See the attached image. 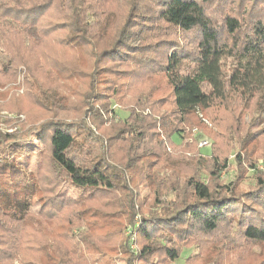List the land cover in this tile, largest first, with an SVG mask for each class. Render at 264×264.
<instances>
[{"label": "rangeland", "instance_id": "obj_1", "mask_svg": "<svg viewBox=\"0 0 264 264\" xmlns=\"http://www.w3.org/2000/svg\"><path fill=\"white\" fill-rule=\"evenodd\" d=\"M45 1L53 4L46 11L41 8ZM71 1L0 0L2 5L18 2L29 7L28 11L9 9L0 14V132H19L22 136L12 140L13 148L22 154L17 160L28 157L30 162L23 165L19 161L13 174L0 170V196L3 189H16L15 196L3 195V202L11 205L25 194V181L32 187L28 217H11L14 211L0 206V263L264 264V242L248 239L244 233L247 222L236 215L228 216L213 231L182 236L167 234L163 227L149 226L151 235H159L155 236L159 239L149 242L155 250L147 259L140 255L143 236L137 231L138 226L144 227L143 222H157L164 218L160 215L171 212L175 200L180 201L172 186L187 192L185 182L193 169L199 170L198 177L209 181L213 158L216 167L222 168L216 180L213 178L216 184L235 183L237 194L260 188L256 172L264 173L263 91L251 100L244 94L228 92L211 107L197 108L178 127L184 142L176 134L173 140L178 146L171 145L167 131H172L175 124L173 102L162 66L168 47L165 43L182 44L185 35L159 33L162 36L157 40L169 41L157 49L156 40H145L148 36L142 21L125 25L131 16V4H141L147 12L154 11L151 2L110 0L112 7L99 12L94 17L97 21L90 19L91 14L86 15L91 24L92 45H81L69 38L75 27L68 15ZM251 2L248 1L245 13L239 0H227L223 5L212 6L211 14L220 20L221 12L239 14L243 10L240 15L246 17L253 10L249 7ZM32 6H36L35 11L30 10ZM259 9L264 14V1L257 4L256 10ZM117 22L120 37L131 35L128 41L136 48L123 53L120 60L103 58L107 46L105 29ZM123 26L125 31L121 32ZM243 30H247L246 25ZM80 42L83 44L82 38ZM232 63L235 62L230 57L227 67ZM53 96H57L56 105ZM137 97L147 100L142 107L134 108L143 128H136L127 139L120 140V126L130 123L127 106ZM151 119L156 122L155 128L147 124ZM47 122L71 126L76 144L70 155L79 162L92 165L104 160L110 170L118 173L133 169L126 173L125 185L120 186L119 181L112 190L74 186L51 160L49 134L41 138L40 129ZM76 126L89 130L82 133L83 129ZM157 134L162 142H157ZM211 148L215 151L207 157ZM21 169L28 175L23 176ZM134 169L138 170L136 174ZM125 239H129L130 252L126 251ZM167 247L182 251L181 256L172 260Z\"/></svg>", "mask_w": 264, "mask_h": 264}, {"label": "trees", "instance_id": "obj_2", "mask_svg": "<svg viewBox=\"0 0 264 264\" xmlns=\"http://www.w3.org/2000/svg\"><path fill=\"white\" fill-rule=\"evenodd\" d=\"M146 1L151 2L154 11L148 9L145 12L141 4H131L129 10L131 16L127 18L125 25H129L131 21H142L143 30L146 32L145 35L148 36L145 40H156L155 48L157 49L162 48L164 43L169 41L157 40L162 36L159 33L169 32L174 35L176 32H182L185 35L182 38V44L178 41L165 43L168 44V47L164 53L165 66H162L171 86L173 102L172 114L175 124H173L172 131H167L171 145L178 146L173 140V136L176 134L180 136L182 143L184 142V134L181 129L178 131V127H181L187 118L196 112L197 108L207 109L211 107L215 101L223 100L228 92L237 95L244 94L248 100H251L262 91L264 93V20L262 19L264 14H260V9L256 10L257 4H261L264 0H253L251 6L249 5L253 10L246 17L240 14L243 13V10L244 13L246 12L245 7H247L249 0H239L238 5L241 9L243 8L241 13L221 12L220 20H217L211 14L212 6L217 3L223 5L227 0ZM44 3L46 4H42L41 7L44 11L53 5L49 4V1ZM32 7L30 10L35 11L36 6ZM111 7L110 0H72L68 6V15H71V25L75 27L73 31H70V40L81 45H92V38L89 36L92 35L91 24L89 19H86V15L91 14L92 18L90 19H94L99 12H104L106 8ZM27 8L29 10L28 6L20 5L18 2L13 5L0 4V14L2 11L6 12L9 9L23 11ZM257 15L261 17H257ZM94 20L97 21V19ZM98 25L101 27L99 22ZM245 25L247 30L244 31ZM124 26L121 32L125 31ZM128 28L126 26L127 30ZM104 36L107 46L102 52L103 58L120 60L123 53H129L128 51L136 48L128 41L131 35L130 37L126 36V38L125 36L120 37L119 22H117V25H108ZM81 38L83 44L80 42ZM157 43L160 45L157 46ZM230 57H233L235 63H232L229 68L227 67V60ZM155 62H157L156 59ZM56 97L53 96L54 105L58 104ZM121 97V104L125 106V99L123 96ZM262 97L260 95L261 99ZM147 98L150 100V96ZM143 102H147V100L144 101L143 98L137 97L136 100L128 104L129 118H127L130 123L120 126V140L122 137V140L127 139L128 135H131V132L136 131L139 127L143 128L142 119L139 118L140 115L134 112V108L142 107ZM147 124L151 128H155L156 122L152 120V122L148 121ZM76 127L83 129L82 133L89 130L79 126ZM70 129V125L62 122H47L45 127L40 129L41 138L49 134V144L52 151L51 160L56 168L65 172L70 182L83 190H112L119 185V181L120 186L125 185V175L128 171L132 173L133 169L125 168L118 173L115 170H110L111 167H108L104 160L95 161L92 165H89L87 162H79L70 155L71 149L76 144V135ZM21 136L19 132L13 134L0 132V170H3L4 173L8 171L13 174V171H16L15 165H20L19 161L23 165L30 163L28 157L17 160L22 154H18L16 148H13L12 144H15V141L12 140L19 139ZM157 136V142H162L160 135L157 134ZM211 149L212 152L206 155L207 157L214 153V148ZM156 154L158 155L159 152L156 151ZM168 156L171 155L168 154ZM238 159H241L239 153ZM213 161L214 164L209 168V181L202 178V176L198 177L199 170L193 169V173L188 175L185 182L187 192L185 190L182 192L179 187L172 186L180 201L175 200L171 212L163 216L160 215L164 218L159 219L157 222L155 219L148 220L146 223L143 222L144 227L142 225L137 227L138 233L140 232L143 236L140 248V255L143 259H147L151 255L150 253L155 250L149 242L158 238L155 236H159L151 235L149 226L163 227L167 234L175 233L182 236L189 232L213 231L228 216L236 215L247 222L244 233L248 239L264 242V173L256 172V180L260 187L257 191L237 194L238 186L235 183L216 184L214 182L213 178H216L222 168L216 167V158H213ZM134 170L136 174L138 170ZM28 173L22 175L27 176ZM138 178L141 179L142 177L138 176ZM9 183H11V180H9ZM24 183L23 189H27L25 194L18 197V200L13 201L14 203L11 205L3 202V195L12 193L15 196L17 190H2L1 188L3 194L0 196V206L5 208V211L7 209L14 211L11 217L17 219L28 217L31 208L32 189L29 188L32 187L29 186V182L25 181ZM158 186L162 187L159 184ZM133 204L135 205L134 201ZM135 224L136 222L132 224L134 232L136 231ZM124 244L125 248L128 249L126 251L130 252L129 239H125ZM166 252L172 260H175L181 256L182 251L178 252L174 247H167ZM0 262L3 261L0 259Z\"/></svg>", "mask_w": 264, "mask_h": 264}]
</instances>
